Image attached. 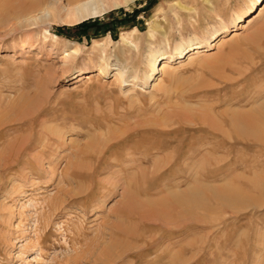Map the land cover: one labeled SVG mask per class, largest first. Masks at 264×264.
I'll return each instance as SVG.
<instances>
[{
  "label": "rangeland",
  "instance_id": "obj_1",
  "mask_svg": "<svg viewBox=\"0 0 264 264\" xmlns=\"http://www.w3.org/2000/svg\"><path fill=\"white\" fill-rule=\"evenodd\" d=\"M19 1L0 0V264H264V3L247 25L260 1L120 0L19 28ZM216 33L143 84L150 49Z\"/></svg>",
  "mask_w": 264,
  "mask_h": 264
},
{
  "label": "bare ground",
  "instance_id": "obj_2",
  "mask_svg": "<svg viewBox=\"0 0 264 264\" xmlns=\"http://www.w3.org/2000/svg\"><path fill=\"white\" fill-rule=\"evenodd\" d=\"M125 1H126V3H131L134 0H125ZM257 1H260V2L256 3L255 6L253 5L252 7H250L248 9V14H247V18H246V25L249 24L252 21V19H251L252 14L255 13V12H257V10H260L261 8H259V7H261L263 5V3H264V0H257ZM119 2H120V0H35V1H31V0L25 1V0H22V1H19L18 3H16L14 5V7L12 8L11 11H7L6 16L3 18V20L6 21V17H8L9 18L8 21H11L12 20V22H10L9 24L7 23V25H9V26L14 25V26L19 27V28H25L27 26H32V25H36V24L38 25V23L40 24L41 22H45V21H48L50 23L51 20H54L56 17L63 16L65 18V20L67 22H69L70 24H76V23H79V22L85 20L86 18L99 16V15H102L103 13H105L106 11H108V10H110L112 8L119 7ZM243 21H245V20H243ZM246 25H243L241 23L240 26H238V29H243ZM151 28H153V27H151ZM132 30H136V28H134ZM149 32H150V30L148 31V33ZM149 34H151V32ZM239 34L240 33H238V31L236 29L235 31L232 32V38L233 37H236ZM218 35H219V33H216V35L214 37H212V41H204V43H203L204 45L200 43L202 40L201 41L199 40L200 41L199 43H197V44L196 43L195 44L194 43H190L189 44V47H187V48H185L182 43L176 42L175 43V46L173 48V51L174 52L172 54H171V52L170 53H167L166 51L164 52V50L163 51H160L159 49H154V48L153 49H150L148 51V53H147V57H146V61H145L146 62V69H144L143 72H142V82H143V84H145V85L146 84H149L152 87H155L156 85H158V81H157L158 80V77L155 78V75L156 74H158V75L159 74L161 75L162 73L164 74V72L166 70L170 69V67L172 65L171 63L173 61H175V59L178 60V63L182 62L183 60H186L187 62H190L196 56L202 54L203 52L208 51L212 47H215L217 45L216 44L217 42H214L213 40H216L217 37H218ZM52 38H54V39L57 38V35L52 34ZM120 39H121L122 42H124L126 44H131V41H129L128 38L125 37V36H122ZM76 55H77V52L74 49H68L67 48V49H63L61 51V53H60V61L62 62V66H63L64 69L65 68H68L70 66L71 62L75 59ZM111 71H114L113 75L116 78H118L121 81V83H124L126 81L124 79L125 69H123V67L121 68V67H115L114 66V68H111L110 65L108 64L106 58L105 57L102 58V64L99 67V70H98L97 75L99 77H106L107 75H109L111 73ZM131 77H132V79H139V76L136 73H134ZM89 78H90V75L87 76V78H86L87 81L89 80ZM237 117H239V116H237ZM237 122L238 121H236V123ZM214 123H215V121H214ZM237 124H240V123H237ZM240 125H242V123ZM190 142H191V140H190ZM188 148H191V147H188ZM190 151H191V149H190ZM191 154H193V153H191ZM226 155L228 156V152L226 153ZM189 168H191V167H189ZM190 170L193 171L192 174H194V176L196 175L195 173H198L197 172L198 169L197 168H194V166ZM122 172L125 173V170H124V166L123 165H121L119 167L118 173H115V175L117 177L115 178L113 176L112 179H114V180L115 179H117V180H121L122 179L123 180V177H122L123 175L121 176ZM195 178H196V176H195ZM114 180H110V182H107V183L109 185L110 184H114V183H116V182H113ZM122 183L124 184V182H122ZM125 184H126V182H125ZM98 186L101 187V188H103V189H105L106 191H110V189L107 187V185L98 183ZM122 189H124V188L122 187ZM127 189L128 188H126V190ZM92 192H93V189L88 190L86 192V195L85 196H90L91 198L93 197L92 199H96V198H99L100 199L101 197H104L103 196L104 194H101L100 192H96L95 191V192H93L94 194H92ZM126 192L127 191H125V190L123 192H121L122 193V195H121L122 201L120 202V205H121L122 209L118 210V212H117L118 215H125L126 212H130V209H131L130 207L133 204V198L131 196H128V194H126ZM196 193L197 192L195 190H190L189 196L184 197V198L185 199H188V200H194V198L196 196ZM147 195H149V194H147ZM154 203H156V202H154ZM148 205H150V204H148ZM146 207H147V205H146ZM154 207H152V209ZM136 208H138V207H136ZM140 209H139V211H140ZM146 210H147V208L144 211H146ZM132 212H133V210H132ZM149 212H150V210H149ZM156 212L158 214V211H156ZM146 216H148V215H146ZM153 217H155V216H153ZM212 217H213V215H212ZM167 221H169V220H167Z\"/></svg>",
  "mask_w": 264,
  "mask_h": 264
}]
</instances>
